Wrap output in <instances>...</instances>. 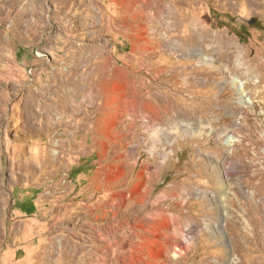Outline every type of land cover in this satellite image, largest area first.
<instances>
[{"label": "rangeland", "instance_id": "obj_1", "mask_svg": "<svg viewBox=\"0 0 264 264\" xmlns=\"http://www.w3.org/2000/svg\"><path fill=\"white\" fill-rule=\"evenodd\" d=\"M0 264H264V0H0Z\"/></svg>", "mask_w": 264, "mask_h": 264}, {"label": "bare ground", "instance_id": "obj_2", "mask_svg": "<svg viewBox=\"0 0 264 264\" xmlns=\"http://www.w3.org/2000/svg\"><path fill=\"white\" fill-rule=\"evenodd\" d=\"M160 26L163 28V24L162 23H160ZM158 31H159V29H158ZM158 31H157V33H156V36H158L157 34H158ZM167 39V38H166ZM163 43V42H162ZM168 43V42H167ZM170 43V42H169ZM171 45V44H170ZM173 45V44H172ZM184 46V45H183ZM175 47V46H174ZM173 47V48H174ZM118 172L117 171H115L114 173H113V175L115 176V177H117L118 176ZM137 193H138V187L137 188H134L133 189V191H132V195H137Z\"/></svg>", "mask_w": 264, "mask_h": 264}]
</instances>
